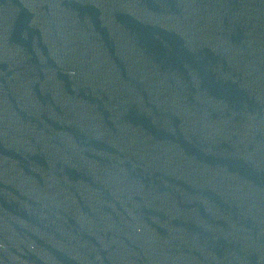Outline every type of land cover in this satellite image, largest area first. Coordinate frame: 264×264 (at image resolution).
<instances>
[{"label":"water","instance_id":"obj_1","mask_svg":"<svg viewBox=\"0 0 264 264\" xmlns=\"http://www.w3.org/2000/svg\"><path fill=\"white\" fill-rule=\"evenodd\" d=\"M0 264H264V0H0Z\"/></svg>","mask_w":264,"mask_h":264}]
</instances>
